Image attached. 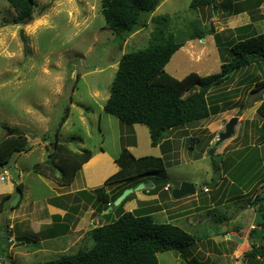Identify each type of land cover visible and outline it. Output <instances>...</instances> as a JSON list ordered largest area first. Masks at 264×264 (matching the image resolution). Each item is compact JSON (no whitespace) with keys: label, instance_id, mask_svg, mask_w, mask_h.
Returning a JSON list of instances; mask_svg holds the SVG:
<instances>
[{"label":"rangeland","instance_id":"obj_1","mask_svg":"<svg viewBox=\"0 0 264 264\" xmlns=\"http://www.w3.org/2000/svg\"><path fill=\"white\" fill-rule=\"evenodd\" d=\"M192 1L165 0L149 18L145 29L137 31L122 42L106 25L102 14V0H37L34 21L20 25L14 22L17 12L7 1L0 0V141L11 135V132H23L27 136V145L31 148L27 153L16 155L6 168H0V177L4 169L8 171L5 180H0V198L11 194V199L0 212V253L5 257L0 259V264H9L7 253L13 264H38L63 253L76 252L85 245H92L93 241L87 235L92 224L106 223L100 216L96 219L98 215L95 212L92 224L85 226L81 232L85 235H74L76 244L70 243L63 251H56L54 244L47 246V243L41 244L43 247L40 250L37 249L40 246L38 241L45 236L52 237L53 230H57L48 227L47 232L44 230L38 236L42 229L39 225L34 227L30 218L45 220L43 224H50V218L46 219L48 199L57 194L58 190L55 188L60 186L33 170V166L50 159L49 155L54 153V146L50 143L47 146L45 143L56 142V132L60 129L67 107H70V116L60 129V141H65L68 146H64L62 157L60 154L55 158L57 161L61 159L59 165L63 164L68 168L67 155L75 156L74 152L81 153L84 150L94 152L100 147L118 155L122 146L131 145L134 138L137 149L130 148V151L135 157L162 156V150L152 146L150 131L146 125H124L115 116L104 111L122 56L142 50L148 45L151 32L161 26L154 21L155 18L169 17L170 29L181 30L184 33L182 38L190 33L191 24L196 20L202 24L201 31H206L203 38L187 41L167 63L165 71L179 80L191 73L202 77L219 73L222 64L231 60L229 42L233 40V36L229 31L235 29H230L234 24L228 25L226 21L236 15L223 11L224 7L231 8L233 5L234 11H243L247 17L257 20L256 26L244 30L245 32L257 31L259 34L262 29L264 32V21L263 24L260 23L264 20V8L259 9L263 0H237L238 4L234 0H216L215 5L218 6L213 8L214 15L209 8L204 11L192 10ZM211 23L215 32L224 34L226 39L223 42L228 43L224 47L216 44L215 35L207 34ZM236 35L235 33L234 36ZM262 81L264 61L235 71L224 85L212 92H225L228 97L218 105L219 113L171 132L173 149L164 152L166 166L169 165L167 179L171 182L193 179V184L201 193L203 183L215 180L216 184L224 178L227 185L232 182L234 190L239 191L237 183L245 179L244 170L247 169L244 163L251 160L256 161L258 172L257 194L252 197L255 199L258 194L264 195L262 119L257 112L254 113L264 100V95L262 100L257 99L246 107L253 89ZM233 118L241 120L235 128L234 136L239 137L238 143L246 152L240 149L229 154L228 151L233 146L225 151H218L229 140L217 144L219 133L225 131L226 125ZM44 136L48 137L47 142L42 140ZM79 158L80 156H75L73 161H78ZM67 176L69 177L68 174ZM18 184L24 186L22 200L21 193L16 188ZM240 194V191L237 192V195ZM97 202L98 198L94 206L98 205ZM76 204L77 202L74 207ZM81 207L83 212L89 208L84 204ZM216 207L220 214L221 204ZM183 208L184 206L181 209ZM248 211L238 222L243 221L249 225L251 218ZM209 217V221L204 223L202 220L201 225L192 227L193 232L189 228V233L206 234L207 239L208 236H216L213 232L220 228V219L218 214ZM155 218L161 223L169 222L160 216ZM25 238L27 240H23ZM209 240L211 243L198 242L200 244L185 251L159 253V264H248L249 261L244 260V254L247 249H252L251 240L247 248L241 247L240 242L229 239L230 245L226 250L222 243L216 246L214 241ZM209 248L220 251L221 254L226 253L229 257H215L207 261L203 252Z\"/></svg>","mask_w":264,"mask_h":264},{"label":"trees","instance_id":"obj_2","mask_svg":"<svg viewBox=\"0 0 264 264\" xmlns=\"http://www.w3.org/2000/svg\"><path fill=\"white\" fill-rule=\"evenodd\" d=\"M5 1L17 12L14 21L16 25L34 21L37 0ZM164 1L102 0V14L106 25L122 42H125L128 37L148 26L149 18ZM217 6H213L212 0H193L190 8L197 11L209 8L214 15L213 8ZM233 7V5L231 8L226 6L223 11L239 13L234 11ZM154 21L161 26L151 32L148 45L142 50L122 56L104 111L115 116L124 125H146L150 131L152 146H162V150L165 151V146L170 142L168 141L170 134L176 128L207 119L220 112L218 105L228 97L225 92L213 94V91L224 85L235 71L264 61V34L240 35L243 29H239L238 32L236 29L229 31L233 36V40L229 42L232 58L222 64L219 73L206 77L191 73L179 80L165 71L167 63L187 41L203 38L206 31H201L202 24L196 20L191 24L190 33L182 38L184 33L181 30L170 29L169 17L155 18ZM247 27L251 28L250 25ZM235 33H238L236 37ZM207 34L215 35L219 47L228 44L223 42L226 39L223 33L215 32L212 23L208 25ZM262 87L264 81L257 83L252 94ZM257 114L262 119L261 138L264 142V100L257 109ZM69 116L70 107H67L60 129ZM60 129L56 132V142H49L55 148L52 154L54 157L52 158L50 154V159L35 164L34 170L64 187L73 181L77 171L89 161L93 153L90 150L81 153L71 152L75 156H80L79 160L73 161L75 156L69 154L67 161L71 164L68 162V168L63 164L59 165L61 159L57 161L55 158L60 154L62 157L64 146H68L60 141ZM11 133L0 141V168L9 166L16 155L31 150L27 145L25 133ZM42 140L47 142L48 137L44 136ZM165 155L137 158L127 147H124L116 159L120 171L94 191L98 198V205L95 206L97 215L106 220V223L94 226L87 233L93 241L92 245H85L76 252L63 253L38 264H159V253L185 251L196 245L202 237L207 239L206 234H192L174 223L156 221L149 208L139 207L131 212H125V203L133 198L135 193L129 195L118 207H114L115 201L126 189L135 188L153 177L168 178L169 165L166 166ZM110 186L117 188L108 192ZM166 186L161 185L148 192L155 194ZM169 187V191H164L170 192L172 186ZM16 188L21 193L22 200L23 184H18ZM10 199L11 194L1 196L0 212ZM252 205L256 207V226L250 233L252 249L244 254V260L249 261L248 264L257 262L263 264L259 259L264 258V195L258 194ZM110 207H113L112 211H109ZM4 258L0 253V259ZM6 259H8L7 263L13 264L8 253Z\"/></svg>","mask_w":264,"mask_h":264},{"label":"crops","instance_id":"obj_3","mask_svg":"<svg viewBox=\"0 0 264 264\" xmlns=\"http://www.w3.org/2000/svg\"><path fill=\"white\" fill-rule=\"evenodd\" d=\"M234 3L238 4L237 0H234ZM263 8L264 0L259 9ZM235 15L236 17H233V19L230 18V20L226 22L228 25L234 24L233 26H230V29H236L237 32L239 31V29H243L240 33H249L247 31H244L248 28L247 26L250 25V27L252 28L255 27L258 23L256 22L257 20L254 21L252 17H247L246 15H244L243 11L235 13ZM263 21L264 20H261L260 23L263 24ZM255 32L256 33L254 34H258L257 31ZM259 34H264L263 29L261 32L259 31ZM257 109L258 108H256L254 113L257 112ZM240 121L238 118V123ZM238 139L239 137L237 136L232 137L228 141L224 142V144L219 147L218 151H225L228 147L233 146L231 149H229V154L238 152L240 149L246 152L247 150L242 148V146L238 143V141L240 140ZM168 141L170 142L165 146V151L162 150V146L157 147V149L162 150V156L160 157H163L164 152H169L173 149V138L171 137V134ZM61 143H65V141H61ZM45 144L48 146L49 142ZM123 148L124 146H122V149ZM127 148L129 150L130 148L137 149L136 138L132 140V144ZM121 151L118 152V155H113L103 147H100L97 151L92 152V157L77 171L73 181L70 184L64 187L60 186V188H55L56 190H58V192L54 197L48 199V206L46 207L48 213V217L46 216V219L48 220L50 218V224H43L42 222H45V220H38L37 218L32 217L30 218L32 220L31 224L34 227H37V225H39V228L42 229L41 232L38 233V236L44 233L46 231V228L48 227L57 230L54 231L53 229H51L53 230V232L51 233L52 237L45 236L40 241H38L40 242V246H37V249L40 250L41 247H43L41 244L47 243V246L54 244V248L56 249V251H63L67 248V246H70V243H73V245L77 243L76 236L74 235H78L80 237L82 235H85L81 232L83 231L85 226H87L88 224H92V221L94 220L93 215L96 212V207L94 205L97 197L94 194V191L98 187L103 186L107 179L120 171V166L118 165L116 159L118 158ZM201 160H203V157H201ZM244 164L247 166V169L244 170L245 179L242 182L237 183L238 190L241 192L240 195H237V192L239 191L234 190L233 187L235 185L232 182L227 185V180H225L224 178H220L221 180L216 184L215 180H213L212 183H203V190H200L202 191L201 193H199L196 188L198 192L195 195L186 196L180 200H175L172 198L173 187L170 192H165L164 189H160L155 194L149 193L148 190L135 192L133 198L125 203L124 211L131 212L139 207L149 208V212H152L155 217L160 216L161 218H165L167 221H169L167 223H174L186 229L188 232L191 231L190 229H192V227L196 228L201 225L202 220L204 223L209 221L210 215L218 214V217L220 219L219 222L221 225L220 228H218L219 231H214L213 235H217L214 237L208 236V238L214 241L216 246L222 243L224 250H226V248L230 245V240L227 236L237 235L240 239L243 240L240 242L241 247L247 246L248 248L250 243V233L256 226V209L255 206L252 205V202L254 200L252 195L257 194L256 190L258 181L256 176L258 172L256 161L251 162V160H248ZM192 180L177 179L175 181H186L193 184V182L195 181ZM51 181L53 183H56L53 180ZM116 188L117 186H110L108 187V192H111ZM225 189L226 192L224 193ZM214 195L216 198H214ZM76 202L77 206L74 207V203ZM139 202H141L140 206H138ZM147 203L149 205H147ZM82 204L86 205L87 208L89 207L88 210L86 209L83 212V207H81ZM218 204H221L222 208L224 209L223 210L221 208L222 211L220 214L216 211L218 210V208L216 207V205ZM183 206L184 210L181 209ZM246 211L250 212L249 218H251V222L249 223V225H247L248 223H244L243 221L238 222L239 219L243 218ZM56 217H58V219H56ZM95 218L98 219L99 216ZM187 220L189 223L187 222ZM92 225L93 227L96 226L94 224ZM93 227L91 226V229ZM57 232H59L58 235L56 234ZM191 232H193V229ZM217 238H219L220 240H216ZM209 239H205L204 237H202V240L197 241V243H204L208 241L209 243H211ZM50 240L53 241L50 242ZM60 244L62 245L59 246ZM199 248L201 251H203L201 247ZM247 251L249 250L247 249ZM203 253L205 254L204 259L207 261L210 259H215V257L217 259H223L224 256H227V258L229 257V255L226 253L221 254L220 251H216L215 249L210 248L205 250ZM259 260L264 264V258Z\"/></svg>","mask_w":264,"mask_h":264},{"label":"water","instance_id":"obj_4","mask_svg":"<svg viewBox=\"0 0 264 264\" xmlns=\"http://www.w3.org/2000/svg\"><path fill=\"white\" fill-rule=\"evenodd\" d=\"M216 0H212L213 6H215ZM216 12V10H215ZM23 33V30H22ZM264 95V87L255 91L251 97L249 98L246 107L256 102L257 99H260ZM238 124V118L231 119L225 127V131L220 133L217 144L223 143L225 140L230 139L235 134V128ZM16 135L20 133H15ZM161 185H171L173 187L172 198L175 200H180L186 196L195 195L197 193L195 185L186 181H173L171 182L169 179H163L159 177H153L149 181L140 183L135 188L126 189L120 197L114 203V207H118L129 195L140 192L143 190H152ZM113 207L109 208V211H112ZM229 239L241 242L242 239L239 236H227Z\"/></svg>","mask_w":264,"mask_h":264},{"label":"built area","instance_id":"obj_5","mask_svg":"<svg viewBox=\"0 0 264 264\" xmlns=\"http://www.w3.org/2000/svg\"><path fill=\"white\" fill-rule=\"evenodd\" d=\"M8 175V171L6 169H4V172L2 174V176L0 177V180L4 181L5 180V176ZM165 191H169L170 190V187L169 185H167L165 188H164Z\"/></svg>","mask_w":264,"mask_h":264},{"label":"clouds","instance_id":"obj_6","mask_svg":"<svg viewBox=\"0 0 264 264\" xmlns=\"http://www.w3.org/2000/svg\"><path fill=\"white\" fill-rule=\"evenodd\" d=\"M222 133V132H221ZM234 136V135H233ZM232 138V137H231ZM170 186V185H169Z\"/></svg>","mask_w":264,"mask_h":264},{"label":"flooded vegetation","instance_id":"obj_7","mask_svg":"<svg viewBox=\"0 0 264 264\" xmlns=\"http://www.w3.org/2000/svg\"><path fill=\"white\" fill-rule=\"evenodd\" d=\"M256 87V86H255Z\"/></svg>","mask_w":264,"mask_h":264}]
</instances>
